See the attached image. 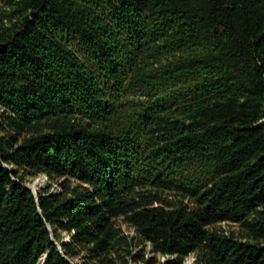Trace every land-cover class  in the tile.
<instances>
[{
  "label": "trees",
  "instance_id": "trees-1",
  "mask_svg": "<svg viewBox=\"0 0 264 264\" xmlns=\"http://www.w3.org/2000/svg\"><path fill=\"white\" fill-rule=\"evenodd\" d=\"M119 220L168 264H264V0H0V264L100 259Z\"/></svg>",
  "mask_w": 264,
  "mask_h": 264
},
{
  "label": "rangeland",
  "instance_id": "rangeland-1",
  "mask_svg": "<svg viewBox=\"0 0 264 264\" xmlns=\"http://www.w3.org/2000/svg\"><path fill=\"white\" fill-rule=\"evenodd\" d=\"M68 44L83 60L90 63L87 52L79 43L78 39L70 40ZM1 135L4 136L5 133L2 132ZM7 167L13 169V166ZM20 175H24L26 186L35 191V195L37 196L40 192H47L48 194L61 192L60 178L50 177L44 173L30 176L25 174L23 170H21ZM191 176L195 180H199L201 182L209 181L212 178L202 169L193 170ZM162 196L164 197L165 203L171 207H178L182 205H188L191 207V204L189 205V203L176 192L164 191L162 192ZM117 224L120 228L121 236L125 238L124 240L110 249L104 257L94 261L86 259L85 257L87 256V251H84L81 256L76 258L75 264H168L169 262H173L177 259V256L154 253L152 251V246L149 243H142L140 241L133 227L122 220H119ZM211 228L213 230L220 231L227 236L237 238L243 242L251 240L250 233L241 224L222 222L212 225ZM61 235L64 238V241H68V233L62 232ZM196 260L197 253L192 252L181 262V264H196Z\"/></svg>",
  "mask_w": 264,
  "mask_h": 264
},
{
  "label": "water",
  "instance_id": "water-1",
  "mask_svg": "<svg viewBox=\"0 0 264 264\" xmlns=\"http://www.w3.org/2000/svg\"><path fill=\"white\" fill-rule=\"evenodd\" d=\"M31 189V188H30ZM32 190V189H31ZM33 191V190H32ZM35 193V191H33ZM36 194V193H35ZM37 196V195H36Z\"/></svg>",
  "mask_w": 264,
  "mask_h": 264
}]
</instances>
